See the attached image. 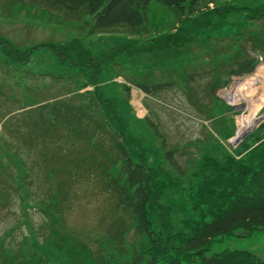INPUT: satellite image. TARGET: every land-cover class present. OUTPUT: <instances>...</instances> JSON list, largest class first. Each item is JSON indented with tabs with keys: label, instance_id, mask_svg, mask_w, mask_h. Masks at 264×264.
Segmentation results:
<instances>
[{
	"label": "rangeland",
	"instance_id": "1",
	"mask_svg": "<svg viewBox=\"0 0 264 264\" xmlns=\"http://www.w3.org/2000/svg\"><path fill=\"white\" fill-rule=\"evenodd\" d=\"M189 1L182 13L149 3L137 30H95L84 9L66 14L39 0H0V182L7 194L0 196V264H117L141 253L145 237L107 187L110 177L123 180L114 139L135 138L145 166L168 180L158 204L182 230L184 220L196 218L189 193L180 191L188 179L180 181L162 158L160 139L178 148L180 169L192 170L208 156L238 158L264 137V113L245 131L239 127L259 110L264 92V17L247 19L259 15L251 10L264 0ZM71 46L87 51L89 64ZM241 52L254 68L231 75ZM154 85L161 88L148 94L138 88ZM17 157L28 170L25 183L7 162ZM50 195L57 203L47 217L27 208ZM222 251L264 262V230L218 238L205 256Z\"/></svg>",
	"mask_w": 264,
	"mask_h": 264
},
{
	"label": "trees",
	"instance_id": "2",
	"mask_svg": "<svg viewBox=\"0 0 264 264\" xmlns=\"http://www.w3.org/2000/svg\"><path fill=\"white\" fill-rule=\"evenodd\" d=\"M39 1L66 14H73L84 9L86 15L95 21H93L95 30H106L117 26H126L128 29L137 30L143 25L145 11L149 3L160 2L166 7L182 13V3L186 0ZM194 1L188 2L189 7L194 4ZM226 11L223 12L226 13ZM251 12H258L259 15L250 14L247 19L264 17V6L251 10ZM218 16L224 21L221 15ZM49 48L52 46L50 45ZM68 50H78L79 56H83L86 65L91 61L88 58V52L79 50L77 46H71ZM243 55L244 52H241L240 58L236 60L235 69L229 70L231 75L240 76L252 72L254 59ZM90 75L94 80L98 73ZM138 88L148 94L150 89L159 90L161 85L138 86ZM127 90L128 88L125 87V91ZM97 98L98 96L95 94V99ZM96 104L100 105V108L104 105L98 99ZM118 122L121 123L119 119ZM116 124L117 131L114 137L120 138L122 125ZM147 124L148 129L153 131L154 126L149 122ZM5 126L6 123L3 124L4 128ZM164 139H160L163 146L159 149L163 152L162 158L176 170L177 178L180 177V181L188 179V183L196 181L194 188L187 183L180 190L189 193L190 207L195 212L196 218L184 220L182 230L174 228L169 218L170 210L158 204L164 183L168 184V180L160 177L156 169L145 166L144 159L139 156L141 150L138 147L140 144L137 145L135 138L128 139V142L125 139H114L115 157L122 166L123 180L117 176L110 177L107 187L114 196L115 206L126 209L133 215L136 231L146 239L145 248L141 253L134 252L131 259L117 264H264L255 255L245 251H222L208 257L205 256L210 243L218 238L225 236L247 237L253 232L264 230V137L257 139L256 145L247 148V151L238 158L230 155H225L221 159L208 156L198 162L197 168L192 170H183L177 166V160L173 155L178 148H168L163 143ZM128 143H131L136 151L138 148V156L132 154ZM25 147L29 148L23 150L27 155L31 149L30 146ZM2 155L10 158L5 151H2ZM136 158L138 160H135ZM7 162H15L13 165L22 170V183H25L23 178L24 176L28 177L25 164L19 160V157L14 161L9 159ZM4 166L5 164L2 167ZM8 167L9 164L6 163V167L2 171L5 173L6 180L10 181L14 178ZM15 180L13 184L17 182V179ZM4 182H0V196L5 199L7 194L3 190ZM28 189L29 187L25 185L26 198L31 196ZM52 203H57V198L54 195L37 202L29 201L27 208L43 212L44 217H47L48 209L53 207ZM151 218H153L152 221ZM53 230V226H49L48 234L52 236L56 231ZM49 239L53 238L48 237L44 241H49Z\"/></svg>",
	"mask_w": 264,
	"mask_h": 264
},
{
	"label": "bare ground",
	"instance_id": "3",
	"mask_svg": "<svg viewBox=\"0 0 264 264\" xmlns=\"http://www.w3.org/2000/svg\"><path fill=\"white\" fill-rule=\"evenodd\" d=\"M263 81V80H262ZM259 82V81H258ZM262 83V82H261ZM239 87V86H238ZM236 90V89H235ZM234 90V91H235ZM233 93H235V92H233ZM235 96H236V93H235ZM262 106H264V92H263V97H262V99H261V101H260V106H259V110H260V108L262 107ZM251 108V107H250ZM258 110V111H259ZM257 111V112H258ZM257 112H256V109L254 110V111H252V112H250V114L247 116V117H245L242 121H241V123L239 124V127H240V129H241V131H245L246 129H248L250 126H252L253 125V123H255L256 122V120L259 118V117H257Z\"/></svg>",
	"mask_w": 264,
	"mask_h": 264
},
{
	"label": "water",
	"instance_id": "4",
	"mask_svg": "<svg viewBox=\"0 0 264 264\" xmlns=\"http://www.w3.org/2000/svg\"><path fill=\"white\" fill-rule=\"evenodd\" d=\"M264 113V106L260 108V110L257 112V117H261V115Z\"/></svg>",
	"mask_w": 264,
	"mask_h": 264
}]
</instances>
